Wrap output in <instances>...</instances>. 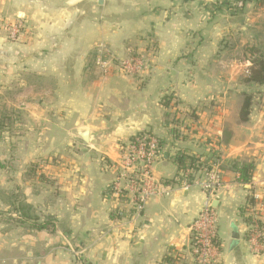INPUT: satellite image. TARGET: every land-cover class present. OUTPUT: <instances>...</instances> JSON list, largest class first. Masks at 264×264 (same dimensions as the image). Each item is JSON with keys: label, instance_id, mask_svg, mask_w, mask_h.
Instances as JSON below:
<instances>
[{"label": "crops", "instance_id": "1", "mask_svg": "<svg viewBox=\"0 0 264 264\" xmlns=\"http://www.w3.org/2000/svg\"><path fill=\"white\" fill-rule=\"evenodd\" d=\"M71 1L0 0V25L20 23L19 37H31L0 44L2 105L24 123L22 167L50 155L22 201L52 223L42 231L1 224L0 264H196L191 226L206 198L198 188L171 185L141 211L123 180V197L109 195L119 146L141 134L164 142L151 169L164 186L198 159H219L211 264H264L240 215L255 197L246 216L255 210L264 230V100L238 119L242 92L263 87L237 83L247 60L222 67L227 74L219 66L221 35L241 21L231 1ZM130 50L144 59L142 75L120 74ZM248 160L252 178L240 183L227 163Z\"/></svg>", "mask_w": 264, "mask_h": 264}, {"label": "built area", "instance_id": "2", "mask_svg": "<svg viewBox=\"0 0 264 264\" xmlns=\"http://www.w3.org/2000/svg\"><path fill=\"white\" fill-rule=\"evenodd\" d=\"M22 26L16 23L13 27L15 33H20ZM15 36V35H14ZM120 73H142L144 65L142 59L127 58L118 65ZM119 157L113 169L116 171L117 180L108 187L112 197H123L119 180L126 183L127 192L131 195L135 209L141 211L147 199L153 196L167 194L171 185L188 190L198 188L205 194L199 214L191 226L190 255L196 264H211L218 256L217 242V216L211 205V197L220 187L222 181V164L219 159H198L195 168L190 167L178 174L172 183L164 186L160 181L151 177L154 163L161 158L162 147L158 139L144 134L133 137L131 141L119 146ZM201 175V176H200ZM255 199V197H254ZM254 208V207H253ZM254 210V224L250 226L248 242L252 245L255 254L264 252V230L257 225L258 215ZM256 220V221H255Z\"/></svg>", "mask_w": 264, "mask_h": 264}, {"label": "rangeland", "instance_id": "3", "mask_svg": "<svg viewBox=\"0 0 264 264\" xmlns=\"http://www.w3.org/2000/svg\"><path fill=\"white\" fill-rule=\"evenodd\" d=\"M232 1L233 2L229 3L230 6L233 7L235 13L239 14L234 16H239L241 21L236 23L232 31H228L226 29L221 35L222 37L226 34L220 41V49L223 52L220 55L221 58L219 59V66L223 71H225V73L226 70L222 67L231 65L232 63L242 62L243 60L248 61L250 59L249 53L251 49L264 51V0H261L262 2L257 4H247L243 11H239L241 8L240 2L234 0ZM15 25L16 23L13 25H0V44H2L3 41L16 45L27 44L30 42L31 37H19L18 32L15 33V31H13V27ZM132 53L138 52H134V50H132L130 55H127L128 59H143L142 57H135L140 54H134V56ZM228 70L230 69L228 68ZM248 70L237 79V83H239V85H245L242 81L243 77L248 75ZM143 73L144 72L139 73L138 75H142ZM124 74L125 73L121 75L124 76ZM227 76L229 77V75ZM262 89V92L252 89L242 92L241 94L242 101L244 93L252 96V111L253 106L257 105L258 100L259 102L262 99L264 100V88ZM4 97V93L0 90V225L8 224L11 226H20L14 222V219H17V217L9 208V202L14 198L22 200V187L24 186V183H32L30 182L31 180L40 177V171L42 169L39 167L43 165L45 160L50 158V155L47 156L48 158L44 157L36 163H28L27 167L26 165L22 167L25 162L23 156L20 154L18 142L20 137L19 135L24 132V130H22V124L24 123L21 121V117L18 115V110L16 108L2 105ZM256 222L257 225L261 224L260 220H257ZM78 264H81V262Z\"/></svg>", "mask_w": 264, "mask_h": 264}, {"label": "trees", "instance_id": "4", "mask_svg": "<svg viewBox=\"0 0 264 264\" xmlns=\"http://www.w3.org/2000/svg\"><path fill=\"white\" fill-rule=\"evenodd\" d=\"M233 2L232 0H228ZM244 5L246 2L260 3L261 0H234ZM250 59L248 60L251 64L248 70V75L243 77V83L245 85H256L264 88V51L250 50ZM252 111V96L250 94H243V101L238 112V119L241 123L247 122L248 117ZM160 146H163V141L158 139ZM192 163H194L192 161ZM230 163V164H229ZM227 163L228 168L237 175V181L240 183L248 184L252 178L254 171V161H231ZM254 206V199L249 197L246 200V204L240 208V215L244 218L247 226H252L255 222L251 217H247L246 213ZM9 208L17 216L14 219L19 225H27L31 230L42 231L48 230L52 223L49 219L40 220L35 214L33 208L26 204L24 201L19 199H12L9 202ZM261 226V224H259ZM250 233V232H249ZM248 234V233H247ZM248 237V236H246Z\"/></svg>", "mask_w": 264, "mask_h": 264}, {"label": "water", "instance_id": "5", "mask_svg": "<svg viewBox=\"0 0 264 264\" xmlns=\"http://www.w3.org/2000/svg\"><path fill=\"white\" fill-rule=\"evenodd\" d=\"M77 1H78V0H72L71 3H70V5L76 3ZM86 133H87V132H83V133L81 134V135H82L81 137H82L84 140H86Z\"/></svg>", "mask_w": 264, "mask_h": 264}]
</instances>
